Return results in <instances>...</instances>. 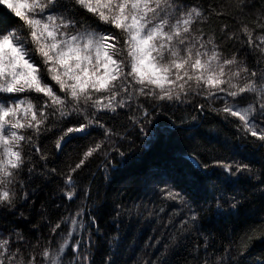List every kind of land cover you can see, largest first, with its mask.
Masks as SVG:
<instances>
[{
    "label": "trees",
    "instance_id": "obj_1",
    "mask_svg": "<svg viewBox=\"0 0 264 264\" xmlns=\"http://www.w3.org/2000/svg\"><path fill=\"white\" fill-rule=\"evenodd\" d=\"M142 2L0 0V264H264V0Z\"/></svg>",
    "mask_w": 264,
    "mask_h": 264
},
{
    "label": "rangeland",
    "instance_id": "obj_2",
    "mask_svg": "<svg viewBox=\"0 0 264 264\" xmlns=\"http://www.w3.org/2000/svg\"><path fill=\"white\" fill-rule=\"evenodd\" d=\"M90 2H92V3H99V2H101L102 0H89ZM137 1V0H136ZM143 2H142V5H144L145 3H147V1H149V0H142ZM149 3V2H148ZM98 5V4H97ZM144 7V6H143ZM145 9H146V5H145ZM138 37L137 38H135L134 37V34H133V37H132V40H134L135 39V41L136 42H138V40L141 42V40H142V38H140V35H137ZM143 53H144V51H142ZM44 56L45 57H48V55L45 53L44 54ZM144 56H146V55H144ZM143 64L144 65H142L143 66V68H145V70L147 71V73L148 74H150V75H153V74H155V73H159V71H160V69H158V67H156L153 63H149L148 62V60H147V58L146 57H144L143 58Z\"/></svg>",
    "mask_w": 264,
    "mask_h": 264
},
{
    "label": "water",
    "instance_id": "obj_3",
    "mask_svg": "<svg viewBox=\"0 0 264 264\" xmlns=\"http://www.w3.org/2000/svg\"><path fill=\"white\" fill-rule=\"evenodd\" d=\"M80 132H75V133H72L68 138H71L73 136H76V135H79Z\"/></svg>",
    "mask_w": 264,
    "mask_h": 264
}]
</instances>
